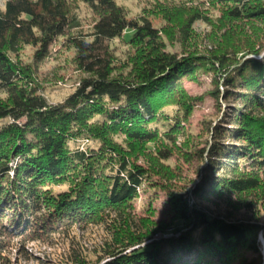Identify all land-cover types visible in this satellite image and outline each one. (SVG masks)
I'll use <instances>...</instances> for the list:
<instances>
[{
	"label": "trees",
	"instance_id": "obj_1",
	"mask_svg": "<svg viewBox=\"0 0 264 264\" xmlns=\"http://www.w3.org/2000/svg\"><path fill=\"white\" fill-rule=\"evenodd\" d=\"M78 1L97 16L87 30L73 10ZM213 1L231 5L224 19L264 18V0ZM199 20L209 21L196 10L178 20L181 44L191 39ZM159 28L146 17L129 18L115 0L4 3L0 237L34 234L33 240L73 225H101L106 237L94 264H262L257 236H264V221L191 204L190 197L230 191L241 200L242 194L264 188V35L231 40L232 28H227L212 38L211 46L177 53L164 44L172 38L167 29ZM57 37H64L76 70L84 76L62 101L49 102L18 53L24 46L38 47L41 59ZM116 38L132 49L123 59L112 47ZM198 70L212 73L217 109L220 85L223 99L233 104L218 122L205 126L207 138L196 152L202 163L200 180L188 192L168 188L172 221L145 222L130 207L149 174L129 154L134 146L160 138L172 141L181 117L177 112L167 118L163 112L177 106L176 111L188 115L192 101L182 81L195 80ZM160 115L173 120L163 132L155 123ZM115 135L123 136L129 147L114 140ZM82 137L96 146L80 148L75 143ZM167 153L161 147L153 151L159 161ZM57 185L67 187L56 192L49 188ZM248 252L256 256L249 258ZM73 262L82 264L78 258Z\"/></svg>",
	"mask_w": 264,
	"mask_h": 264
},
{
	"label": "rangeland",
	"instance_id": "obj_2",
	"mask_svg": "<svg viewBox=\"0 0 264 264\" xmlns=\"http://www.w3.org/2000/svg\"><path fill=\"white\" fill-rule=\"evenodd\" d=\"M6 1L0 0V9H3ZM115 1L122 6L129 18L137 20L139 17H146L153 25L160 27V30L167 29L172 38L165 39L164 44L168 50L177 53L189 50L201 51L205 48L204 46H211L212 38H217V35L227 28H232L231 40H237L241 36L240 40L248 41L259 34L264 35V18L251 22L224 19L225 10L231 5L217 4L213 0ZM73 10L79 18L83 30H87L97 19V16L79 1L74 4ZM195 10L208 18L209 21H196L192 26L191 39L181 44L177 33L178 20ZM163 14L169 15L168 20L163 18ZM112 47L120 59L132 52L131 47L125 44L122 38L113 40ZM37 48L30 45L21 47L18 57L22 63L29 65L33 70L34 80L46 99L49 102L62 101L74 90L77 82L84 76L75 68L74 52L67 45L64 37H57L52 41L48 46L46 56L41 59L36 55ZM212 82V73L203 70H198L195 80L183 79V87L192 101L188 115L185 116L182 110L176 111L177 106L167 107L166 112H163L167 118L176 115L177 112L181 117L180 129L172 141L160 138L142 146H134V150L129 154L130 161L142 165L149 174L137 188L136 197L131 203V212L135 217L145 222H153V224L171 222L174 213L170 207L168 188L178 192H188V189L193 188L194 183L200 180L202 163L196 152L197 148L203 146L204 140L207 138L205 126L210 120L214 123L218 122L225 116L226 111H229V106L233 104L232 101L223 99L224 90L220 85L218 91L219 109H217L211 95L214 87ZM5 98V94L0 92V100ZM162 118L163 115H160V118L155 122L160 132L168 130L173 125V120H163ZM5 121L0 120V125ZM225 121L222 120L223 125L227 124ZM163 122L165 123L162 125ZM167 122L171 124L168 125ZM114 140L129 147L121 135H115ZM75 144L80 148L96 146L94 141L84 137ZM157 147L167 150L170 156L159 161L153 155V151ZM159 166L162 168L160 172ZM66 187V185H57L49 188L56 192ZM247 202L250 205L245 207ZM190 203L202 204L213 211L231 213L236 218L264 221V188L255 191L254 194H242L241 200L238 195L230 191L221 193L212 191L201 198H193L191 195ZM32 236L34 234L29 236L3 234L0 237V264H74L75 258L80 259L82 264L83 262L94 264L98 258L97 251L106 237L105 230L101 225H73L52 234L40 235L38 239L31 240ZM261 238L264 241L262 232H258L257 244L261 263L264 264V242ZM247 256L252 258L256 255L248 252ZM102 262L101 260L98 264Z\"/></svg>",
	"mask_w": 264,
	"mask_h": 264
},
{
	"label": "bare ground",
	"instance_id": "obj_3",
	"mask_svg": "<svg viewBox=\"0 0 264 264\" xmlns=\"http://www.w3.org/2000/svg\"><path fill=\"white\" fill-rule=\"evenodd\" d=\"M262 239V241H263V238H261ZM264 242V241H263Z\"/></svg>",
	"mask_w": 264,
	"mask_h": 264
}]
</instances>
